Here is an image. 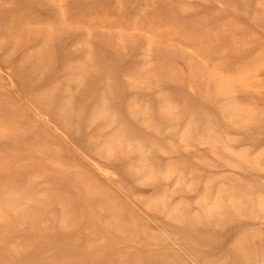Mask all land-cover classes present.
<instances>
[{"label": "rangeland", "instance_id": "obj_1", "mask_svg": "<svg viewBox=\"0 0 264 264\" xmlns=\"http://www.w3.org/2000/svg\"><path fill=\"white\" fill-rule=\"evenodd\" d=\"M0 264H264V0H0Z\"/></svg>", "mask_w": 264, "mask_h": 264}]
</instances>
